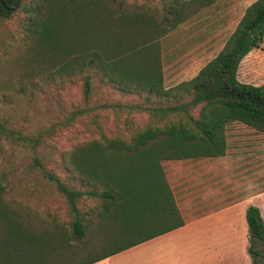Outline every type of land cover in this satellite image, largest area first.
Returning <instances> with one entry per match:
<instances>
[{"label": "trees", "instance_id": "obj_1", "mask_svg": "<svg viewBox=\"0 0 264 264\" xmlns=\"http://www.w3.org/2000/svg\"><path fill=\"white\" fill-rule=\"evenodd\" d=\"M33 3L36 56L48 69L72 76L94 66L123 94L136 90L175 101L149 107L154 122L129 139L102 134L72 146L67 163L85 189L46 170L71 214L62 224L28 218L4 198L0 183V264H92L183 225L162 162L224 155L232 121L264 133V83L237 78L241 59L263 41L264 0L245 8L221 50L193 78L168 89L160 38L177 22L163 25L150 12L125 11L110 0ZM21 6L22 0H0V19ZM83 83L88 99V74ZM44 134L26 135L0 121V149L2 140L36 148ZM84 197L93 206L82 209ZM245 216L247 252L252 264H264L260 210L249 205Z\"/></svg>", "mask_w": 264, "mask_h": 264}, {"label": "rangeland", "instance_id": "obj_2", "mask_svg": "<svg viewBox=\"0 0 264 264\" xmlns=\"http://www.w3.org/2000/svg\"><path fill=\"white\" fill-rule=\"evenodd\" d=\"M110 1L116 8L144 10L159 19L168 18L171 8L162 0ZM252 1L243 0L242 4L245 6ZM33 8V0H22V6L11 16L0 19V121L26 135H35L39 131H45V134L36 148L1 141L0 183L5 188L4 198L28 218L42 224H62L70 219L71 214L64 197L47 177L46 170L76 188L85 189L67 163V151L72 146L102 134L129 139L135 130L154 122L149 107L174 102H160L157 97L146 93L125 95L94 66L72 76L48 69L46 63L36 56L35 38H32ZM163 41L169 51L171 40L168 37ZM169 56L166 52V58ZM86 74L91 79L88 99L84 96L83 77ZM237 77L255 85L264 83V38L259 47L240 61ZM35 157L39 158L41 165H35ZM165 163V168L169 169L171 162ZM93 204V198L80 200L82 209ZM227 246L221 260L215 259L210 264L243 263L242 251L231 250L230 244ZM175 247L165 246L164 250H157L156 246H151L148 253L142 254L140 246L136 245L96 264H206L200 252L189 255L180 246Z\"/></svg>", "mask_w": 264, "mask_h": 264}, {"label": "crops", "instance_id": "obj_3", "mask_svg": "<svg viewBox=\"0 0 264 264\" xmlns=\"http://www.w3.org/2000/svg\"><path fill=\"white\" fill-rule=\"evenodd\" d=\"M162 1L171 7L170 12L168 18L157 19L163 25L177 22L171 33L160 38L165 89L193 78L221 50L245 8L253 2L243 6V0ZM176 8L179 16H176ZM168 37L171 40L169 51L163 44ZM166 52L170 54L169 59ZM171 81L175 82L169 84ZM139 93L145 92L134 90L125 95ZM225 138L224 155L165 160L171 162L169 169L165 168V161L162 162L183 225L138 244L142 254L148 253L151 246H156L157 250L180 246L189 255L200 252L205 263L210 264L215 259L221 260L230 244L231 250L242 251L243 263L240 264H252L247 252L245 214L249 205H255L264 223V160L261 161L264 152H260L264 151V133L232 121L226 125ZM240 166L242 168H238Z\"/></svg>", "mask_w": 264, "mask_h": 264}]
</instances>
